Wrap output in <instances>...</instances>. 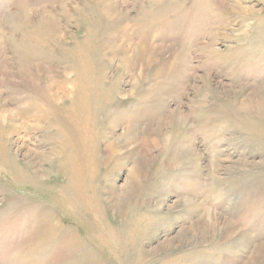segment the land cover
<instances>
[{
    "label": "rangeland",
    "instance_id": "obj_1",
    "mask_svg": "<svg viewBox=\"0 0 264 264\" xmlns=\"http://www.w3.org/2000/svg\"><path fill=\"white\" fill-rule=\"evenodd\" d=\"M0 264H264V0H0Z\"/></svg>",
    "mask_w": 264,
    "mask_h": 264
},
{
    "label": "bare ground",
    "instance_id": "obj_2",
    "mask_svg": "<svg viewBox=\"0 0 264 264\" xmlns=\"http://www.w3.org/2000/svg\"><path fill=\"white\" fill-rule=\"evenodd\" d=\"M156 142V141H155ZM232 227V226H231Z\"/></svg>",
    "mask_w": 264,
    "mask_h": 264
}]
</instances>
